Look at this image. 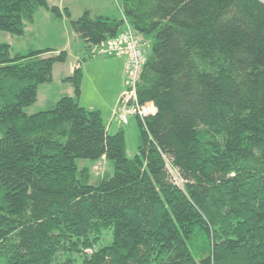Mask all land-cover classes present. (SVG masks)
Wrapping results in <instances>:
<instances>
[{"label": "trees", "instance_id": "1", "mask_svg": "<svg viewBox=\"0 0 264 264\" xmlns=\"http://www.w3.org/2000/svg\"><path fill=\"white\" fill-rule=\"evenodd\" d=\"M151 50L137 85L138 154L79 103L81 68L36 114L68 54L0 44V264H264V0H121ZM65 16L92 49L123 19L47 0H0V33L24 37L39 11ZM82 62V60H81ZM119 117V113H118ZM106 160L113 174L94 181Z\"/></svg>", "mask_w": 264, "mask_h": 264}, {"label": "rangeland", "instance_id": "2", "mask_svg": "<svg viewBox=\"0 0 264 264\" xmlns=\"http://www.w3.org/2000/svg\"><path fill=\"white\" fill-rule=\"evenodd\" d=\"M120 1L121 0H102L104 7L108 11L106 15L120 19V9L118 6ZM100 6L101 5H97L94 0H72L70 2V13L75 17L73 19H78L89 7L94 10V13H100L98 12ZM35 19H37V16ZM53 23L56 24V21H53ZM40 24L42 25H37L36 21L35 24L28 25L27 33L24 37H16L7 33H0V44H9L13 54L23 55L37 50L49 48L55 49L58 46L62 47L65 43L70 45L69 41H72V39L68 37L63 25H56L55 27V25L47 24L45 21H41ZM151 45L149 46L148 53L151 50ZM76 51V49H70L69 47V56L72 57L67 58L65 64L70 65L74 61L75 58L73 56L74 54H77ZM86 60L87 61L83 60L81 62L83 80L79 103L86 108H91L92 106L96 107L94 110L101 112L104 123L108 129H110V126L113 123L110 134H115L118 131L115 127V125H118V121H114V117L119 120V102L116 104L113 98L117 80L110 78L115 69L113 70L111 62L105 61L112 59L95 58ZM62 65L64 66V64L55 65L56 70L55 74H53V78L56 80L55 83L52 82L51 84L40 87L38 102L36 105L26 110L28 114H36L39 111L48 109L50 105L54 104L53 102L56 98H60V95L67 90V88L62 87V83L59 81L61 73L64 70ZM122 128L126 133L127 155L130 159H133L138 154V148L141 143L137 120L135 118H130L129 124L125 126L123 125ZM78 165L80 167H89L94 181L104 177L107 173L113 174V167L106 160H101L96 163L90 161H78Z\"/></svg>", "mask_w": 264, "mask_h": 264}, {"label": "built area", "instance_id": "3", "mask_svg": "<svg viewBox=\"0 0 264 264\" xmlns=\"http://www.w3.org/2000/svg\"><path fill=\"white\" fill-rule=\"evenodd\" d=\"M124 25V30L118 37L103 45L94 47L92 53L95 57L128 58L127 87L118 101L119 119L127 124L130 116L144 120L155 113V108L153 104L140 105L137 98V85L143 67L148 61L150 44L135 34L126 20Z\"/></svg>", "mask_w": 264, "mask_h": 264}, {"label": "crops", "instance_id": "4", "mask_svg": "<svg viewBox=\"0 0 264 264\" xmlns=\"http://www.w3.org/2000/svg\"><path fill=\"white\" fill-rule=\"evenodd\" d=\"M47 1H48L50 6L59 7L61 10L65 9V8L69 9V11L71 10L70 2L72 0H47ZM94 2L97 3V5H101L99 7V9H98V12H100V13H98V14L94 13V10L91 9L90 7L86 11H90L91 14L94 15V16L110 17V18H114V19H117V20L123 19V22H125V18H123L121 10L119 11L120 19H118L117 17H112V16H109V15H106L108 11L104 7V4L102 3V0H94ZM71 18L73 19L75 17L71 14ZM36 21H37V25H42V24H40L41 21L42 22L45 21V22H47V24L55 25V27H56V25H63L65 27V29H66L68 37L70 39H72V41H69L70 45L65 43L62 47H60V46L56 47L54 49L56 51L55 54H58V53H60L62 51H65L68 54V58H71L72 56H69V52H68L69 51V47H70V49L72 48V49H76L77 50L76 51L77 54H74V56H73L75 58L74 61L70 65H67V64H64V66L62 65L64 70L61 73L59 81L62 83V87L67 88V90L64 91L60 95L61 96L60 98H56V100L53 102L55 104L62 97H66V96L73 97L74 96V89H73L72 85L69 84V83H65L64 80L66 78L71 77L73 75L74 71L77 70L78 68L82 69L81 60L82 61L83 60L87 61L86 59H87L89 53L84 48V45L80 41V39L71 31L70 20L68 18H66L65 16H63V18L60 19V20H55L50 13H48L47 11L42 10V11H39L37 13V19H35L33 23L35 24ZM53 21H56V24L53 23ZM37 27H39V26H37ZM108 59H112V60H105V61L111 62V66H113V70L115 69V71L112 73V76H110V78H114V79L117 80L116 81V86L114 88L115 92H114V95H113L114 101L117 104L120 95H122L123 92L126 90V86H127V82H128V58L127 57H114V58H108ZM55 70H56V67L54 69V73L53 74H55ZM55 81L56 80L53 78V83H55ZM53 105H50V107L53 106ZM83 107H85V106H83ZM87 109L94 110V109H96V107L92 106L91 108H87ZM115 120L118 121L117 122L118 125H115V127L117 129L122 128L123 125L119 122L118 118L114 117V121ZM112 126H113V123L110 126V129H109L110 131H111Z\"/></svg>", "mask_w": 264, "mask_h": 264}]
</instances>
